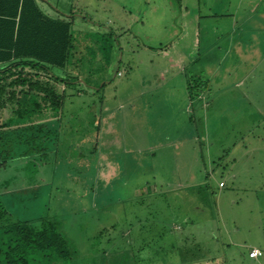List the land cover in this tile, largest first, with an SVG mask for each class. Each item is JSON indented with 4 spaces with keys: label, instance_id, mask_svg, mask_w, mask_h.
<instances>
[{
    "label": "rangeland",
    "instance_id": "1",
    "mask_svg": "<svg viewBox=\"0 0 264 264\" xmlns=\"http://www.w3.org/2000/svg\"><path fill=\"white\" fill-rule=\"evenodd\" d=\"M46 1L72 22L74 44L68 68L51 72L60 78L64 73L89 90H63L65 122L60 125L65 128L53 136L8 121L6 114L0 117L18 133L13 142L3 138L0 148V209L5 212L0 234L9 223L58 216L59 231L73 252L64 264H257L248 252L255 246L264 249V122L245 132L246 138L235 133L225 138L231 117L210 120L209 129L222 135H210L212 154L204 152L201 160L188 149L184 156L174 153L183 147V132L190 134L183 128L203 110L202 100L194 76H171L161 52H172L180 39L182 9H189L188 19L199 3L213 0ZM239 1L247 3L233 2ZM103 28L112 33L103 34ZM191 43L193 38L177 45L188 55ZM219 100L213 107L216 116L224 113ZM108 117L112 130L100 135ZM39 124L51 131L52 117ZM236 142V156L248 146L252 153L247 165L237 163L232 170L236 157L225 152ZM106 159L117 165L106 169L109 174L101 180L100 160ZM63 164L64 172L59 170ZM155 183L162 185L156 195ZM92 198L105 204L95 208ZM53 199L67 202L68 209L55 206ZM258 261L264 264V252Z\"/></svg>",
    "mask_w": 264,
    "mask_h": 264
},
{
    "label": "crops",
    "instance_id": "2",
    "mask_svg": "<svg viewBox=\"0 0 264 264\" xmlns=\"http://www.w3.org/2000/svg\"><path fill=\"white\" fill-rule=\"evenodd\" d=\"M36 1L40 9L50 18L59 20L63 18V15L55 10L54 7L52 8L51 6H48V3H43L38 0ZM233 1L234 0H213L211 3H206V1L204 4H201V6L199 3V7L197 6L196 8L197 10H193L191 18L188 19L186 18V15H188L189 9L184 7L179 17V31L177 36L180 37V39L176 40L174 46L171 47L173 50L172 52L166 49L161 52L162 56L168 57L171 76L175 73L178 75H184V73H187L188 75L192 74L194 76L193 79H190L192 82L195 81L197 86H199V97L202 100L201 106L203 110L196 112V115L193 118V125L190 124L192 122L190 120V123L183 128L184 131L189 132L190 134L185 136V133L183 132L182 141L180 142L183 147L174 149L176 157L184 156L187 149L189 152H192L193 155H195L196 152L201 155V160L204 152L206 155L212 154L211 148L208 147V139L210 135L216 133L220 138L222 135L218 131H214L212 128L209 129L210 120L215 122H227V118L231 117L226 125V130L223 131V134L225 133V138H229L228 134L230 133L238 135L245 134L250 128H255L256 124L258 125V122H264V0H259L255 3H252L253 0H246L247 3ZM62 21L70 23V25L72 24L68 19ZM151 21H147V23L152 25ZM102 30L105 35L106 33H112L105 28ZM133 30L135 31V34H138L136 29L133 28ZM132 36L130 35V37ZM192 38L193 43H191V53L185 55L183 50H179L177 42ZM114 53L116 55L118 54L117 48ZM147 55L146 59L148 58V64L152 65L153 55L149 53ZM52 71H54L53 68ZM51 74L60 78L54 72H51ZM61 75L62 77L60 79L65 80L67 83V85L62 88L63 90L65 88H76L78 92H86V90H89V87L83 88L81 85H78L80 83L76 84L78 81H71L70 78H67L68 75H64V73H61ZM203 91H210L211 95L206 97V94L203 93ZM218 99L223 101L221 106L224 108V113H221L220 116H216L213 112V107L218 102ZM190 100H192L190 101V106L192 107L195 104L192 96L190 97ZM206 107H208L206 109L208 111L204 110ZM189 113L193 112L189 111ZM233 116L235 117L233 118ZM5 121V119L2 120V122ZM108 121L109 117L103 123L101 132L98 126L100 135H103L105 128L106 132H110V127L112 130V126ZM62 122H65L63 116L52 118V136L61 132L63 128H65V126L63 127L60 125ZM195 123L198 127V134L195 137H192V132H194L193 128L196 126ZM245 125L247 126V129H245ZM236 128L237 131L235 132L234 130ZM2 130L3 134L1 135L2 137H0V148L3 145V138H7V143L9 139L13 142L18 138L17 132L10 133V130ZM248 133L249 132L246 134ZM246 134L242 138H246ZM133 138L137 137L135 136ZM189 141H192L193 144L196 143L197 146L187 148L185 142L187 143ZM52 144L54 145V143ZM239 144L242 145L243 141H239ZM106 146L109 147L110 145L107 144ZM116 146L120 148L118 144H116ZM149 148L153 150V147ZM231 148L232 149H228L230 151L225 153L236 157L231 163L232 170H235L233 165L237 163L238 165L245 164V161L247 160L246 157L252 152H250L251 148L248 146L243 148L244 153L242 156L238 157L236 155H238L237 153L240 147H238L237 142L233 143ZM118 151L120 153V149H118ZM252 151H254V149ZM100 161L101 166L99 165V175L101 176V180H103L105 176L109 174L106 173V169L107 172L109 170L112 171L113 168L115 169L117 163L107 159ZM196 161H198V158ZM244 167L245 166H243V169L241 167L240 170H245ZM59 170L64 172L68 169L63 164ZM234 179L236 180L237 176H235ZM221 183L223 182H220L219 185ZM41 185L46 186V183ZM159 185L162 186L160 183H155V188L153 189L154 195L159 193ZM39 188L37 187L36 189ZM224 188L225 185L221 189ZM89 192L91 193L90 196H92L93 188L87 193ZM81 197L82 196H77L79 199L77 201H80ZM53 200L55 206L60 205L62 209H68L69 206L67 202L56 199ZM71 201L76 203L72 198ZM104 204L105 202L103 201L94 200L93 206L97 208ZM54 205L52 208H54ZM79 208H85L86 210V205H81ZM42 218L30 221L19 220L15 222V224L27 223L28 226L32 228H39L44 224L51 223L56 225L58 230H62L61 222L55 221L56 218H59L58 216L53 217L52 219ZM60 233L63 235L62 232ZM253 249L264 252V249L256 246L250 248L249 252ZM230 255L235 257L233 253ZM250 260L257 264H262L258 259Z\"/></svg>",
    "mask_w": 264,
    "mask_h": 264
},
{
    "label": "trees",
    "instance_id": "3",
    "mask_svg": "<svg viewBox=\"0 0 264 264\" xmlns=\"http://www.w3.org/2000/svg\"><path fill=\"white\" fill-rule=\"evenodd\" d=\"M73 51L70 23L50 18L36 0H0V117L52 133L39 122L61 116L67 83L51 69L66 70ZM8 121L0 119V130L17 132ZM0 237V264H64L73 253L51 223H9Z\"/></svg>",
    "mask_w": 264,
    "mask_h": 264
},
{
    "label": "built area",
    "instance_id": "4",
    "mask_svg": "<svg viewBox=\"0 0 264 264\" xmlns=\"http://www.w3.org/2000/svg\"><path fill=\"white\" fill-rule=\"evenodd\" d=\"M220 185H219L220 188H222L224 186V184H222V183ZM260 257H262V252L257 250V249H253L252 251L249 252V258L250 259H258Z\"/></svg>",
    "mask_w": 264,
    "mask_h": 264
},
{
    "label": "water",
    "instance_id": "5",
    "mask_svg": "<svg viewBox=\"0 0 264 264\" xmlns=\"http://www.w3.org/2000/svg\"><path fill=\"white\" fill-rule=\"evenodd\" d=\"M38 1H42L43 3H47V2H45L46 0H38ZM65 19H67V17L63 16V18L61 20H65Z\"/></svg>",
    "mask_w": 264,
    "mask_h": 264
}]
</instances>
